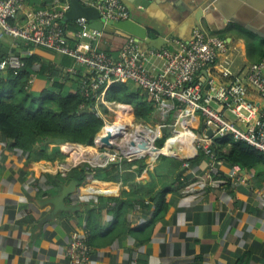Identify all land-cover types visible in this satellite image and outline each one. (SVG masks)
Wrapping results in <instances>:
<instances>
[{"label":"crops","instance_id":"obj_1","mask_svg":"<svg viewBox=\"0 0 264 264\" xmlns=\"http://www.w3.org/2000/svg\"><path fill=\"white\" fill-rule=\"evenodd\" d=\"M50 2L24 0L17 20L24 22L26 12ZM190 5L194 3L182 0L180 4L152 1L146 8L127 6L128 19L145 28L151 41L164 39L161 47H172V39L189 40L197 27L193 10H186ZM221 5L222 10L206 6L200 27L226 41L227 50L216 63L242 75L264 57V0H230ZM66 29L69 34L74 31L71 26ZM130 39L104 31L94 44L116 56ZM151 41L142 39L138 45L155 49ZM0 43L7 53L14 49L15 54L38 57L29 86L34 95L55 89L54 83L62 85V95L74 93L86 73L72 58L49 49L22 46L11 37ZM149 64L157 69L161 60L153 58ZM200 76L223 81L218 65L201 70L196 79ZM125 84L146 97L135 83ZM97 105L102 118H108L111 112L101 102ZM212 106L237 128H247L226 106ZM152 117L160 118L155 110ZM165 117L162 133L166 131L168 138L174 134L173 118ZM203 124V117L197 115L192 129L204 133ZM115 125L127 130L129 120L123 118ZM50 143L39 142L25 151L0 138V264H70L65 245L75 232L87 235L91 248L87 264H264V164L243 168L216 159L212 165L202 153L184 162L164 151L156 159L148 155L107 161L106 156L99 158L101 154L96 157L97 151L107 150L97 146L91 154L58 158L60 147ZM59 163L69 168L67 176L59 174ZM75 167L86 170L82 182L68 177ZM72 180L77 184L64 199L65 208H57L51 199Z\"/></svg>","mask_w":264,"mask_h":264},{"label":"built area","instance_id":"obj_2","mask_svg":"<svg viewBox=\"0 0 264 264\" xmlns=\"http://www.w3.org/2000/svg\"><path fill=\"white\" fill-rule=\"evenodd\" d=\"M69 1L51 0L48 7L26 12L25 21L21 23L17 20V15L24 0H0V40L11 37L17 43V39H23L26 45L31 43L66 55L73 59L76 66L84 68L86 73L81 75L77 90L83 98L94 99L89 110L103 117L98 109V101L105 106L107 113L114 112L118 118L117 121L111 122L104 118V125L98 136L105 134L103 132L105 127H112L123 118L131 123L127 128L128 132L139 128L136 134L138 136L129 143H122L112 134L109 138L112 147H104L107 150L97 151L96 157L103 153L107 161L130 160L148 155L156 159L163 154L161 149L169 140L180 138L182 134H187L194 140L198 153L208 157L212 165L216 161L212 150L213 137L221 134H230L233 140L244 141L264 154V57L251 63L242 75H234L227 67L216 63L219 56L227 50L225 39L207 33L200 26L193 29L189 40L172 39V47L144 50L136 41L130 39L119 53L113 56L95 46L94 43L104 31L90 28V22L84 17L74 20L77 29L72 31V34L60 24L69 8ZM79 1L83 6H92L98 10L99 20L103 26L109 21L129 18V9L121 0ZM25 55L26 52L22 55L7 53L0 57V74H5L8 70L16 73L24 66L22 57ZM153 58L161 60L157 69L149 64ZM217 65L222 82L215 81L211 76L205 78L200 76L196 79L201 70ZM31 81L30 78L29 82ZM115 82L135 83L145 93L154 110L160 111L161 122L155 128L159 135L162 128L166 127L165 114L173 115L171 125L174 134L166 138L162 147L156 146L155 141L159 138V135H156L151 143L153 148L151 153L138 155L133 151V147L139 148L141 142H146V147L148 146L147 139L142 135L143 131L155 130L141 126L140 123L135 124L136 122L130 118L126 104L106 100L105 93ZM204 86L206 90H203ZM249 94H254L259 100H252ZM212 103L221 108L226 106L238 121L247 123V128H237L235 123L224 117L221 110L213 107ZM197 115L203 117L205 129L213 131L212 137L205 132L198 134L192 129ZM180 118L183 120V131L179 133L175 131V125ZM97 135L94 138V145L103 148ZM120 145L129 146L130 151L126 153L119 151L117 146ZM154 147L158 149L155 150ZM167 149L166 154L171 156L189 153L188 149L173 150L171 146ZM179 157L184 162L188 160L186 157ZM57 168L61 176H67L69 168L65 164L59 163ZM90 251L85 233L75 232L66 239L65 255L69 258L70 264H87Z\"/></svg>","mask_w":264,"mask_h":264},{"label":"trees","instance_id":"obj_3","mask_svg":"<svg viewBox=\"0 0 264 264\" xmlns=\"http://www.w3.org/2000/svg\"><path fill=\"white\" fill-rule=\"evenodd\" d=\"M60 24L65 28L71 26L73 30L77 29L73 25L74 21L60 20ZM37 60L35 55L27 54L22 57L24 66L16 73L8 70L0 74V138L9 140L12 147L25 151H31L39 142L61 138L63 143L58 144L60 149L55 153L58 158L77 153H93L94 138L104 125V119L89 110L94 99L83 98L78 90L62 95V85L59 83H54L53 90L46 89L38 95L32 94L29 80L33 63ZM105 98L126 104L130 118L135 122L152 117L154 108L151 102L140 96L138 90L128 89L125 83H113L106 91ZM165 133L156 141L157 147L163 146L167 138ZM212 150L216 159L229 165L245 168L264 164L262 152L244 141L233 140L230 134L215 136ZM37 152L46 156L44 149ZM86 174V170L75 167L68 173V177L82 182Z\"/></svg>","mask_w":264,"mask_h":264},{"label":"water","instance_id":"obj_4","mask_svg":"<svg viewBox=\"0 0 264 264\" xmlns=\"http://www.w3.org/2000/svg\"><path fill=\"white\" fill-rule=\"evenodd\" d=\"M123 3H125L130 8L134 9L136 6H141L143 8H146L150 5L152 1H154L156 4H160L161 2L166 3L167 1L174 2L175 4H180L182 0H121ZM194 5H190L186 8L187 12H191L193 10L194 18L196 19L197 26H200V19L204 15L205 8L211 9V7H217V9L222 10L221 4H227L230 0H190ZM221 5V6H220ZM207 6V7H206ZM78 17H84L87 19L90 24V28L98 30V31H107V32H114L117 33L127 39H130L132 36L135 37V41L137 43L140 42V40L145 39L146 41H151L146 36L145 28H143L137 21L132 19H125V20H119V21H109L107 25L103 26V23L101 20H99V13L98 10L95 7L92 6H83L79 0H70L69 1V8L65 12L63 21H74ZM229 18L233 19V17L229 16ZM238 25H240L241 22L239 21H232ZM164 39H156V41H151L155 44V49H159L162 44L161 41ZM164 42V41H162ZM17 43L21 44L22 46L26 45L25 40L23 39H17ZM29 46H31V43H28ZM8 49L6 47H3L0 43V57H2L4 54H7ZM11 54L14 53V49L11 50ZM155 114L157 117H160V111L157 109L155 110ZM169 115L168 113L165 114V116ZM173 117V115H172ZM183 120L180 118L178 119L176 125H175V131L176 132H182L183 131ZM202 130H205V133L212 137L213 131L211 129H205V125L203 124L201 126ZM112 133L110 130L106 131L104 135H97L99 138L100 146L101 147H112V143H110L109 138L111 137ZM156 139V138H155ZM49 142L55 143V144H61L63 143V139L57 138V139H50ZM133 144V142H131ZM187 149L189 150V153H186L183 155L182 153H178V156L186 157L187 159H192L197 153V148L194 145V140L191 138L187 142ZM146 142H141L138 147L139 148H145ZM117 149L121 152H129V146L126 145H120L117 146ZM154 149H158L157 147H154ZM171 149L174 150V147L171 146ZM105 155L101 153L100 159H104ZM77 184L76 180L70 181V183L67 186H64L60 194L53 197L51 199V202L54 203V205L57 208H65L64 207V199L74 190L75 186Z\"/></svg>","mask_w":264,"mask_h":264},{"label":"bare ground","instance_id":"obj_5","mask_svg":"<svg viewBox=\"0 0 264 264\" xmlns=\"http://www.w3.org/2000/svg\"><path fill=\"white\" fill-rule=\"evenodd\" d=\"M130 124L131 123L129 122V125ZM128 126H127V128H128ZM108 130L111 131V133L113 134V137L115 139L121 140L122 143H129L132 139H136V137L138 136L136 134L138 133L139 128H137L136 131L133 129L131 132H128L127 130L122 129L120 125H114L112 127H110V126L105 127L103 132L106 133V131H108ZM142 135L147 139L148 146L147 147L145 146V148H143V149H139L136 146H134L133 151L135 153H137L136 151H139L140 153H147V152H150V150H153L151 143H152L154 137L157 135V130H155L154 132H151L149 130H145V131H143ZM189 139H191V137L187 136V134H182L180 136V138H172L171 140H169L167 142L166 146H164L161 149V151L162 152L163 151L168 152V149H167L168 146L174 147V150H183L181 148L184 146L185 147L187 146L186 144H187Z\"/></svg>","mask_w":264,"mask_h":264},{"label":"rangeland","instance_id":"obj_6","mask_svg":"<svg viewBox=\"0 0 264 264\" xmlns=\"http://www.w3.org/2000/svg\"><path fill=\"white\" fill-rule=\"evenodd\" d=\"M173 113V112H172ZM166 119H165V122H166V120H167V117H165ZM108 119H109V121L108 122H111V121H117L118 120V118H117V114L116 113H114V112H112L110 115H109V117H108ZM125 119V118H124ZM131 120V119H130ZM130 122V121H129ZM135 122V121H134ZM161 121H159V119L157 120L156 118H154V117H151V118H149V119H147V120H143V121H141V122H136L135 124H141V126H147V127H150V128H152L153 130H155V128H156V125L158 124V123H160ZM157 130V129H156ZM158 131V130H157ZM157 135H159V131H158V134ZM163 136V133H162V131L160 132V135H159V138H161ZM158 138V139H159ZM157 139V140H158ZM156 140V141H157ZM155 141V142H156ZM164 145V144H163ZM137 153H140L139 151H136ZM78 155L80 154V153H77Z\"/></svg>","mask_w":264,"mask_h":264}]
</instances>
